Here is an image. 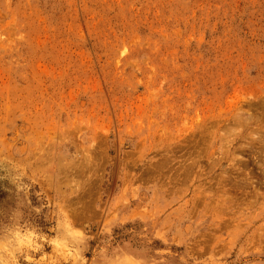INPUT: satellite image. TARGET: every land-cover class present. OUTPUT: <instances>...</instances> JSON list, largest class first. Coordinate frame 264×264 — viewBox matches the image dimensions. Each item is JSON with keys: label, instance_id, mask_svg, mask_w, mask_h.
I'll return each mask as SVG.
<instances>
[{"label": "rangeland", "instance_id": "1", "mask_svg": "<svg viewBox=\"0 0 264 264\" xmlns=\"http://www.w3.org/2000/svg\"><path fill=\"white\" fill-rule=\"evenodd\" d=\"M0 264H264V0H0Z\"/></svg>", "mask_w": 264, "mask_h": 264}]
</instances>
